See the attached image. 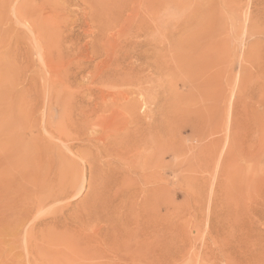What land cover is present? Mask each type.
I'll list each match as a JSON object with an SVG mask.
<instances>
[{
	"label": "rangeland",
	"instance_id": "obj_1",
	"mask_svg": "<svg viewBox=\"0 0 264 264\" xmlns=\"http://www.w3.org/2000/svg\"><path fill=\"white\" fill-rule=\"evenodd\" d=\"M132 263L264 264V0H0V264Z\"/></svg>",
	"mask_w": 264,
	"mask_h": 264
},
{
	"label": "bare ground",
	"instance_id": "obj_2",
	"mask_svg": "<svg viewBox=\"0 0 264 264\" xmlns=\"http://www.w3.org/2000/svg\"><path fill=\"white\" fill-rule=\"evenodd\" d=\"M134 244L136 245V243H134ZM148 248H149V247H148ZM140 249H141V248H140ZM142 249H144V248H142ZM142 249H141V250H142ZM149 249H151V248H149ZM129 250H130V249H129ZM127 251H128V250H127ZM131 251H134V250H132V248H131ZM145 251H147L146 248H145ZM148 251H150V250H148ZM141 252L144 253V250H143V251H140V256H141ZM132 253H134V252H132ZM147 253H148V252H147ZM149 253H150V252H149ZM149 253H148V255H149ZM130 254H131V252H130ZM130 254H129V255H130ZM132 255H134V254H132ZM136 255H137V254H136ZM145 255H146V254H145ZM151 255H152V254H151ZM144 257H146V256H144ZM149 257H150V256H149ZM124 258H125V257H124ZM126 258H127V257H126ZM132 258H134V257H131V260H132ZM128 259H129V258H128ZM149 259H151V257H150ZM123 260H125V259H123ZM140 260H142V259H140ZM148 261L150 262V260H148ZM153 261H154V260H153ZM128 262H131V261H127V263H128ZM141 262H142V261H141ZM133 263H134V262H133ZM133 263H132V264H133ZM135 264H136V263H135Z\"/></svg>",
	"mask_w": 264,
	"mask_h": 264
}]
</instances>
